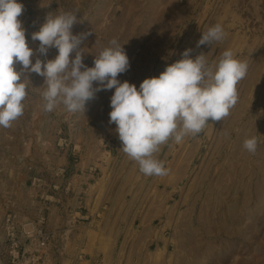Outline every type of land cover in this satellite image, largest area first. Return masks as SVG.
<instances>
[{
    "label": "rangeland",
    "instance_id": "rangeland-1",
    "mask_svg": "<svg viewBox=\"0 0 264 264\" xmlns=\"http://www.w3.org/2000/svg\"><path fill=\"white\" fill-rule=\"evenodd\" d=\"M19 2L24 11L18 19L30 47L38 48L31 34L47 14L76 13L73 35L91 33L81 44L84 64L93 67L95 57L116 40L130 61L117 78L137 89L186 49L193 57L205 53L209 64L231 50L248 70L227 117L209 120L199 134L179 143L170 138L154 153L168 169L166 176L144 175L121 150L116 125L109 123L114 89L97 92L84 111L69 113L61 104L46 112L44 78L30 74L23 115L8 128L0 126V264H11L8 247L1 244L7 215L32 220L37 209L27 199L38 198L49 183L71 188L69 163L89 166L90 181H99L92 190L98 189L103 211L112 213L113 262L94 257L100 264H264V0ZM217 23L224 39L197 48L202 33ZM57 54L53 48L40 58ZM251 137L258 141L254 154L243 148ZM44 230L49 233L46 223ZM49 243L41 250H50ZM30 250L29 264H52L43 252Z\"/></svg>",
    "mask_w": 264,
    "mask_h": 264
},
{
    "label": "clouds",
    "instance_id": "clouds-1",
    "mask_svg": "<svg viewBox=\"0 0 264 264\" xmlns=\"http://www.w3.org/2000/svg\"><path fill=\"white\" fill-rule=\"evenodd\" d=\"M23 11L19 0H0V126L4 128L23 115L24 81H30L32 73L44 78L46 112L61 104L69 113L84 111L97 92L114 89L109 123L116 125L121 150L138 163L144 175L166 176L168 169L154 157L160 146L170 138L179 143L187 135L196 136L209 120L227 117L237 103L236 85L245 78L248 64L235 58L231 50L209 64L205 53L193 57V50L186 49L180 60L167 65L158 77L145 78L137 89L135 84L117 78L128 71L130 61L116 40L95 57L93 67H88L81 44L91 33L73 35L76 13L47 14L31 34V40L39 42L33 49L18 19ZM224 37L225 31L217 23L202 33L196 47L211 46ZM53 48L58 53L54 59L40 58L47 57ZM257 144L256 137H251L243 148L254 154Z\"/></svg>",
    "mask_w": 264,
    "mask_h": 264
},
{
    "label": "crops",
    "instance_id": "crops-1",
    "mask_svg": "<svg viewBox=\"0 0 264 264\" xmlns=\"http://www.w3.org/2000/svg\"><path fill=\"white\" fill-rule=\"evenodd\" d=\"M88 167L81 163L67 164L71 188L63 185L59 186L60 189L57 186L50 187L49 183V189L38 198L34 196L33 200L25 201L37 209L33 219L41 214L45 217L50 234V252L41 249L39 252L50 257L52 264H70L79 253L90 257L100 256L102 260L113 262L109 254L112 252L114 233L109 229L112 222L108 221L112 213L103 211L104 202L99 197L97 199L98 189L96 192L92 190L99 181H90ZM26 248L31 249L30 252L35 250L34 247Z\"/></svg>",
    "mask_w": 264,
    "mask_h": 264
},
{
    "label": "built area",
    "instance_id": "built-area-1",
    "mask_svg": "<svg viewBox=\"0 0 264 264\" xmlns=\"http://www.w3.org/2000/svg\"><path fill=\"white\" fill-rule=\"evenodd\" d=\"M45 217L41 214L32 220L15 219V215H7L4 220V239L3 246L8 247L7 254L10 256L11 264H29L31 258H26L28 252L25 243L36 245L33 254L40 251V247L45 245L49 239L50 234L44 230ZM85 256V255H84ZM82 253L77 254L70 264H100L99 260L94 257H84ZM16 260V261H15ZM33 261L36 260L33 258ZM34 264V263H30Z\"/></svg>",
    "mask_w": 264,
    "mask_h": 264
}]
</instances>
